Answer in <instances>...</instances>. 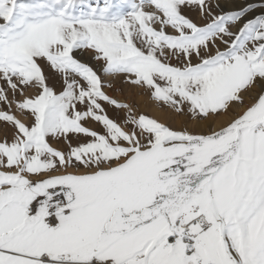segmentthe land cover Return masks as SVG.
<instances>
[{"label":"snow or ice","instance_id":"obj_1","mask_svg":"<svg viewBox=\"0 0 264 264\" xmlns=\"http://www.w3.org/2000/svg\"><path fill=\"white\" fill-rule=\"evenodd\" d=\"M0 264H264V0H0Z\"/></svg>","mask_w":264,"mask_h":264},{"label":"rangeland","instance_id":"obj_2","mask_svg":"<svg viewBox=\"0 0 264 264\" xmlns=\"http://www.w3.org/2000/svg\"><path fill=\"white\" fill-rule=\"evenodd\" d=\"M142 89H135L129 92L125 91V96L127 102L132 103L136 106V108L149 116L157 118L163 122L171 123L175 127H179L183 121V118L180 117H172L171 114L167 113L166 110H163L157 107L149 98L147 94L141 95ZM112 94V93H109ZM117 98L125 99V97L117 96ZM227 117H221L220 120ZM228 119V118H227ZM223 122V121H222Z\"/></svg>","mask_w":264,"mask_h":264},{"label":"bare ground","instance_id":"obj_3","mask_svg":"<svg viewBox=\"0 0 264 264\" xmlns=\"http://www.w3.org/2000/svg\"><path fill=\"white\" fill-rule=\"evenodd\" d=\"M227 118H223L222 120H220L221 122H226Z\"/></svg>","mask_w":264,"mask_h":264}]
</instances>
